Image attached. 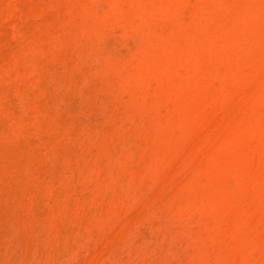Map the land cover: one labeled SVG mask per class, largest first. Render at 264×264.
I'll list each match as a JSON object with an SVG mask.
<instances>
[{
	"label": "bare ground",
	"instance_id": "1",
	"mask_svg": "<svg viewBox=\"0 0 264 264\" xmlns=\"http://www.w3.org/2000/svg\"><path fill=\"white\" fill-rule=\"evenodd\" d=\"M185 218L203 261L264 264V0H0V264Z\"/></svg>",
	"mask_w": 264,
	"mask_h": 264
},
{
	"label": "rangeland",
	"instance_id": "2",
	"mask_svg": "<svg viewBox=\"0 0 264 264\" xmlns=\"http://www.w3.org/2000/svg\"><path fill=\"white\" fill-rule=\"evenodd\" d=\"M183 221L181 223L179 222L177 224L172 223L169 225H165L163 227L162 232H159L158 234H156L152 238L140 239L136 236H128L129 239H127L125 241L126 242L125 246L119 245L120 248L119 247L116 248L115 254H114L115 256L112 259L113 261L110 262V264L111 263L112 264H119V262H120V264H133V263L134 264H137V263L138 264H148V263L149 264H169V262H170V264H185V263L186 264H237L236 262H232L230 259L222 258L221 254L215 255L214 257H212V259H210L208 261H203L202 256L199 253L195 252V242H196L197 234H198L197 223H196V221H194L193 218H190V219L188 218V220H187V218H185ZM188 221H189V223H188ZM177 237H178V239H177ZM130 238H131V241H132V239H134L133 243L130 242ZM165 241H167L168 244ZM133 244H134V247H133ZM179 244L182 246H179ZM170 245H172V246H170ZM173 247H174V249H173ZM162 248L164 249V251ZM149 249H151V250H149ZM145 252H147V255ZM189 252H191V253H189ZM118 254H121V255L118 256ZM161 255H163L164 257ZM141 257H143V258H141ZM156 257L158 260L156 259ZM125 258H127V259H125ZM177 258L179 259L178 262H177ZM154 259H155V261H154ZM144 260H146V261H144ZM152 260H153V262H152ZM242 260L243 259L240 260L241 264L243 262ZM244 262H245L244 264H246V263L252 264L249 261H247V262L244 261ZM240 263H238V264H240Z\"/></svg>",
	"mask_w": 264,
	"mask_h": 264
}]
</instances>
